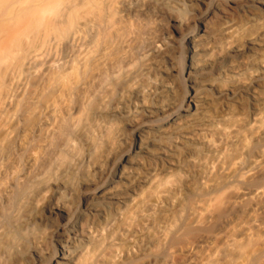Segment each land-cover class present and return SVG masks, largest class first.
Instances as JSON below:
<instances>
[{
  "label": "bare ground",
  "instance_id": "1",
  "mask_svg": "<svg viewBox=\"0 0 264 264\" xmlns=\"http://www.w3.org/2000/svg\"><path fill=\"white\" fill-rule=\"evenodd\" d=\"M0 264H264V0H0Z\"/></svg>",
  "mask_w": 264,
  "mask_h": 264
},
{
  "label": "clouds",
  "instance_id": "2",
  "mask_svg": "<svg viewBox=\"0 0 264 264\" xmlns=\"http://www.w3.org/2000/svg\"><path fill=\"white\" fill-rule=\"evenodd\" d=\"M8 7H10V9H11V15L15 16L17 14V10L20 9L22 7V5L17 4V3H13V4L9 5Z\"/></svg>",
  "mask_w": 264,
  "mask_h": 264
}]
</instances>
